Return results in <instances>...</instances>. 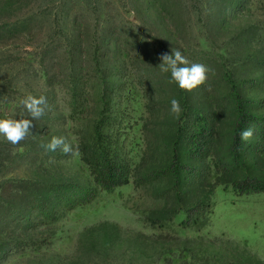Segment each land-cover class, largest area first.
<instances>
[{
  "label": "rangeland",
  "instance_id": "rangeland-1",
  "mask_svg": "<svg viewBox=\"0 0 264 264\" xmlns=\"http://www.w3.org/2000/svg\"><path fill=\"white\" fill-rule=\"evenodd\" d=\"M174 48L205 85L169 83ZM28 94L45 115L0 136V264H264V190H243L264 186V0H0V118L30 119ZM100 155L126 184L96 182Z\"/></svg>",
  "mask_w": 264,
  "mask_h": 264
},
{
  "label": "clouds",
  "instance_id": "clouds-1",
  "mask_svg": "<svg viewBox=\"0 0 264 264\" xmlns=\"http://www.w3.org/2000/svg\"><path fill=\"white\" fill-rule=\"evenodd\" d=\"M159 69L161 73H170L169 83H175L181 90L191 92L195 88L205 85L208 80L210 69L201 63H190L182 51L178 48L172 49L171 53L160 54ZM21 106L29 114L28 118H0V136L4 137L10 144L17 145L25 140L32 132L33 121L45 115L47 99L44 96L36 97L28 94L20 100ZM170 113L175 119H179L183 113L179 100H171ZM254 134L253 128H247L240 132V139L248 141ZM47 151L55 152L60 149L64 154L77 155L73 143L63 136H53L49 143L43 145Z\"/></svg>",
  "mask_w": 264,
  "mask_h": 264
},
{
  "label": "trees",
  "instance_id": "trees-1",
  "mask_svg": "<svg viewBox=\"0 0 264 264\" xmlns=\"http://www.w3.org/2000/svg\"><path fill=\"white\" fill-rule=\"evenodd\" d=\"M91 165L94 167L93 173L95 180L100 186L111 189L128 182V176L124 172V168L108 157L100 155L91 163ZM243 184V190L246 192L249 190H264V186H262L261 183H258L256 179H247Z\"/></svg>",
  "mask_w": 264,
  "mask_h": 264
}]
</instances>
